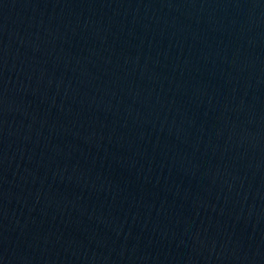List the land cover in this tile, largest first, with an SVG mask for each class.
<instances>
[{
    "label": "water",
    "instance_id": "95a60500",
    "mask_svg": "<svg viewBox=\"0 0 264 264\" xmlns=\"http://www.w3.org/2000/svg\"><path fill=\"white\" fill-rule=\"evenodd\" d=\"M0 264H264V0H0Z\"/></svg>",
    "mask_w": 264,
    "mask_h": 264
}]
</instances>
